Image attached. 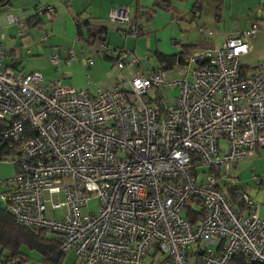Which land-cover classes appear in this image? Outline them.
I'll return each instance as SVG.
<instances>
[{
    "label": "built area",
    "instance_id": "2783aa9c",
    "mask_svg": "<svg viewBox=\"0 0 264 264\" xmlns=\"http://www.w3.org/2000/svg\"><path fill=\"white\" fill-rule=\"evenodd\" d=\"M36 15L50 22L56 14L39 6ZM130 15L125 6L110 12L122 38L139 35ZM259 30L252 21L215 50L147 72L135 55L99 42L96 55L129 78L76 90L62 77L46 89L40 72L5 67L0 29V165L14 169L0 179V203L17 224L55 235L76 264H230L236 256L264 264L260 205L232 173L264 152V61L243 64ZM82 59L94 63L68 53V63ZM48 61L60 74L59 55ZM174 69L180 78L169 76ZM191 199L205 210L196 224L185 216Z\"/></svg>",
    "mask_w": 264,
    "mask_h": 264
},
{
    "label": "crops",
    "instance_id": "0c3cea01",
    "mask_svg": "<svg viewBox=\"0 0 264 264\" xmlns=\"http://www.w3.org/2000/svg\"><path fill=\"white\" fill-rule=\"evenodd\" d=\"M197 2L198 0H9V3L0 4V29H3L6 48L3 64L13 69L17 76L40 72L43 75L42 84L46 89H50L60 77L63 78L64 84L76 90L84 89L88 84L94 90L110 89L120 81L127 80L129 76L125 71H117L111 61L94 54L91 46H84L82 43L83 46L79 47L76 41L77 18L88 21L91 30H103L104 43L107 46L123 49L139 57H147L146 71L161 66L158 56L175 60L186 51L190 52L187 54L190 55L198 50H215L229 37H236L246 31L252 21H256L260 30L252 40L251 50L243 58V64L245 67H254L264 61V0H202L199 9ZM157 3L163 4L164 9L156 7ZM39 6L55 9L56 15L52 21L48 22L43 18L39 19V22L35 20ZM123 6L131 9V19L139 27L137 37L127 34L122 38L120 33L123 29L110 20V12ZM150 10H153V14L149 23L146 19L135 20L138 12L139 15H145ZM8 16L22 21L30 20L33 26L22 31L18 26L9 24ZM33 23L38 24L34 26ZM199 27L212 31L213 36L197 34ZM163 32L170 38V47L167 49L160 44ZM127 41L132 43V49L126 44ZM136 47L149 51L156 64L151 66L150 56L137 51ZM69 52L80 57L92 56L94 63L87 66L84 59L81 62L68 63ZM53 53L59 55L60 74L49 64L48 58ZM143 67L142 62V72ZM113 68L118 72L114 78L98 77L94 82L88 78L89 73L96 77L92 71L112 72ZM175 73L172 71L169 76L176 78ZM166 94L168 97H163L164 100L172 104L173 99ZM151 96L153 97V94ZM232 173H236L238 185L244 188L252 199L261 203L259 215L264 221V152L260 151L251 159L236 164ZM256 179L260 180L259 184L254 182ZM212 248L216 250L217 246ZM20 252L27 260L26 264H42L38 254L26 248H22ZM196 257L198 255H195L194 260ZM76 261L75 255L67 254L64 264H76Z\"/></svg>",
    "mask_w": 264,
    "mask_h": 264
},
{
    "label": "trees",
    "instance_id": "16d2710c",
    "mask_svg": "<svg viewBox=\"0 0 264 264\" xmlns=\"http://www.w3.org/2000/svg\"><path fill=\"white\" fill-rule=\"evenodd\" d=\"M1 2L2 4L9 3V0ZM201 2L202 0H198L197 9H199ZM155 6L158 8L164 7L161 3H157ZM152 14L153 10L148 11L145 15H139L138 12L135 20L146 19V22L149 23ZM39 19L40 18L36 15L35 20L39 22ZM24 23L26 29L32 28L33 26L30 20L24 21ZM36 24L34 26H37ZM76 29V37L79 39V42L87 46H92L97 41L104 43L105 32L103 30H91L88 21L77 18ZM189 53L188 51L182 53L180 58L181 61H183V58ZM157 59L161 63V66L166 65L168 69L173 67L175 61L174 58H165L161 56H158ZM191 205H197L200 208V212H193ZM185 208V216L192 224H196L199 217L205 211L203 205L195 199H191ZM22 248H26L28 251L38 254L42 264H64L66 255L59 252V242L55 235L47 231L26 228L17 224L10 211L0 204V264H26L27 260L24 259L20 252ZM230 264L245 263L241 256H236Z\"/></svg>",
    "mask_w": 264,
    "mask_h": 264
},
{
    "label": "rangeland",
    "instance_id": "374dc122",
    "mask_svg": "<svg viewBox=\"0 0 264 264\" xmlns=\"http://www.w3.org/2000/svg\"><path fill=\"white\" fill-rule=\"evenodd\" d=\"M2 16H3V14H2ZM17 26V25H16ZM200 28V27H199ZM3 30V29H2ZM197 32H198V29H197ZM197 34H199V32L197 33ZM113 35H115V33H113ZM116 35H117V33H116ZM200 35V34H199ZM117 38H118V36H116ZM114 38H115V36H114ZM161 39H162V41L160 42V44H161V46L163 47V48H168V47H170L169 46V43H170V38H169V36L167 35V33H165V32H163V33H161ZM78 42V45H80L79 47H82L83 46V44L81 43V42H79V41H77ZM128 43V46H130V49H132V43L130 42V41H127L126 42V44ZM98 44H99V42L97 41L94 45H92L91 46V48L93 49V52H94V54H95V51H96V49H97V47H98ZM84 46H86L85 44H84ZM136 50L137 51H139V52H142V53H145V54H147V55H149L150 56V62H151V66L152 65H154V64H156V61H155V59H154V57L152 56V54L149 52V51H146V50H144L143 48H140V47H136ZM136 56V55H135ZM137 58H139V59H141L142 61H141V64H142V62H143V68H144V70H143V72H147L146 71V69L148 68V59L146 60L145 58H147V57H145V56H143V57H139V56H136ZM154 63V64H153ZM109 64V63H108ZM114 69V68H113ZM112 69V72H106V71H103V72H99V71H92V73H93V75L94 76H96V77H93V76H91L90 75V73H89V75H88V78H89V80L91 81V82H94L95 80V78H98V77H100V78H107V77H109V78H114V77H116L117 76V71L114 69L113 70ZM173 71H175L176 73H175V77H176V79H178V78H180V75H179V73H178V71L177 70H173ZM178 74V75H177ZM163 97H168V95L166 94V93H164L163 94ZM170 98V97H169ZM13 174H14V169H13V167L12 166H10V165H5V164H3V165H0V179H4V178H11L12 176H13ZM255 183H256V181H254ZM256 184H259V183H256ZM54 198H56V197H54ZM61 198V200L60 201H63V197L61 196L60 197ZM56 200V199H55ZM256 201V200H255ZM256 202H258V204L260 205L261 203H259V201H256ZM88 208H89V210L90 211H95L96 210V208H97V201L96 200H92V201H90V203H89V205H88ZM263 207H261V209H262ZM83 212H85V211H83ZM149 261H147V263H148Z\"/></svg>",
    "mask_w": 264,
    "mask_h": 264
},
{
    "label": "flooded vegetation",
    "instance_id": "af4514ba",
    "mask_svg": "<svg viewBox=\"0 0 264 264\" xmlns=\"http://www.w3.org/2000/svg\"><path fill=\"white\" fill-rule=\"evenodd\" d=\"M1 1H4V0H1ZM0 1V4H2V2Z\"/></svg>",
    "mask_w": 264,
    "mask_h": 264
}]
</instances>
